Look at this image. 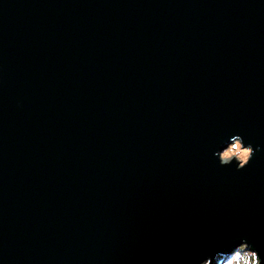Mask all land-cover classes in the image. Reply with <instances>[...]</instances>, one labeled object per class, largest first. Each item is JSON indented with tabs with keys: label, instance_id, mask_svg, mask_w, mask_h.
<instances>
[{
	"label": "water",
	"instance_id": "water-1",
	"mask_svg": "<svg viewBox=\"0 0 264 264\" xmlns=\"http://www.w3.org/2000/svg\"><path fill=\"white\" fill-rule=\"evenodd\" d=\"M232 132L260 145L219 167ZM264 259V0H0V264Z\"/></svg>",
	"mask_w": 264,
	"mask_h": 264
},
{
	"label": "clouds",
	"instance_id": "clouds-1",
	"mask_svg": "<svg viewBox=\"0 0 264 264\" xmlns=\"http://www.w3.org/2000/svg\"><path fill=\"white\" fill-rule=\"evenodd\" d=\"M259 148V144L254 146L239 132H232L219 140L212 148L211 155L219 167L227 166L238 171L250 163ZM195 264H264V259L248 238L240 236L230 249L204 254Z\"/></svg>",
	"mask_w": 264,
	"mask_h": 264
}]
</instances>
